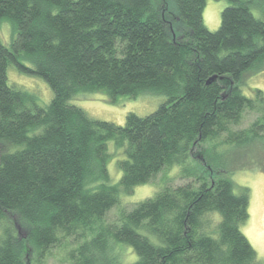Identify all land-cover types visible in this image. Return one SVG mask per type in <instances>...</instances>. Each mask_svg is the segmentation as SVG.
I'll use <instances>...</instances> for the list:
<instances>
[{"label": "trees", "instance_id": "trees-1", "mask_svg": "<svg viewBox=\"0 0 264 264\" xmlns=\"http://www.w3.org/2000/svg\"><path fill=\"white\" fill-rule=\"evenodd\" d=\"M252 2L229 0L211 30L206 0H0V22L12 27L10 43L0 38V264H48L55 248L60 264H264L242 231L249 188L193 159L197 142L223 158L220 146L264 141V91L242 88L245 72L264 68V19ZM10 63L48 82V104L10 84ZM145 89L167 100L145 116L128 112L123 125L70 102ZM170 166L183 183L164 180L121 205ZM118 244L136 259L122 260Z\"/></svg>", "mask_w": 264, "mask_h": 264}, {"label": "rangeland", "instance_id": "rangeland-1", "mask_svg": "<svg viewBox=\"0 0 264 264\" xmlns=\"http://www.w3.org/2000/svg\"><path fill=\"white\" fill-rule=\"evenodd\" d=\"M259 2L261 0H253L251 7L256 16L264 19V7L258 5ZM228 4L229 0H206L203 16L209 29L215 30L220 26L221 13ZM11 33L12 27L9 21L3 20L0 22V38L3 42L10 43ZM24 63L30 65L27 60H24ZM8 78L10 84H15L36 95L40 105L48 104L53 97V90L47 81L40 76L20 72L14 63H10L8 66ZM242 86L243 92L248 96H253L256 88H261L264 91V68H253L245 72L242 78ZM166 100L167 96L163 92L145 89L140 90L135 97L120 95L116 101L111 100L104 90L84 92L77 95L70 102L83 108L95 119L123 125L128 112L145 116L157 110ZM254 118L253 113H248L242 122V126L249 125ZM208 145L205 142H197L193 149V159L200 166H208L209 170L216 167L227 173L233 180L236 191L243 187L249 188L250 218L242 226V231L253 244L258 256L264 261V141L256 140L244 146L231 148L228 151H221L222 146H220L218 152H223V158H217L215 154H210ZM111 150L113 155L109 161V171L112 180L115 182L122 175L117 166L116 157L122 155L119 149L111 148ZM218 159L224 163L225 169L219 166ZM178 173L177 167L170 166L158 173L153 182L137 186L132 193L123 195L121 205L130 208L147 197L153 196L161 188L164 180H168L170 185L183 183L184 181L179 179ZM118 212L119 208L117 207L108 213L107 219H113ZM21 235L24 236L25 234L22 232ZM115 251L125 262L133 261L137 257L133 249L125 244H118ZM64 255L65 251L63 249L55 248L48 264H60L59 258ZM29 261L31 262L32 259Z\"/></svg>", "mask_w": 264, "mask_h": 264}, {"label": "water", "instance_id": "water-1", "mask_svg": "<svg viewBox=\"0 0 264 264\" xmlns=\"http://www.w3.org/2000/svg\"><path fill=\"white\" fill-rule=\"evenodd\" d=\"M214 79H216V76L211 77V78H210V81H211V80H214Z\"/></svg>", "mask_w": 264, "mask_h": 264}]
</instances>
